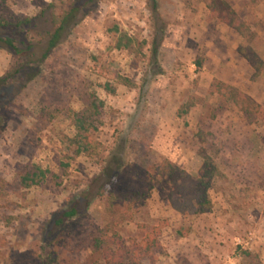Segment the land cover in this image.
<instances>
[{
    "label": "rangeland",
    "instance_id": "rangeland-1",
    "mask_svg": "<svg viewBox=\"0 0 264 264\" xmlns=\"http://www.w3.org/2000/svg\"><path fill=\"white\" fill-rule=\"evenodd\" d=\"M227 1L255 33L250 46L264 61V0ZM148 2L101 0L91 15L81 12L33 81L28 68L0 92V264H86L100 232L132 245L155 226L162 250L146 264H264V120L246 124L211 93L222 82L264 108V74L252 80L237 54L249 44L210 19L207 0H158L160 19ZM52 3L63 8L0 0V37L38 46L39 58L52 30V12L41 14ZM36 18L35 27L16 28ZM162 24L156 66L146 43ZM114 28L137 41L134 51L114 49ZM22 65L0 48V78ZM204 157L219 174L209 191L213 211L183 218L150 176L169 160L196 177ZM117 160L121 173L100 197ZM34 168L44 177L23 188ZM72 204L81 216L57 227Z\"/></svg>",
    "mask_w": 264,
    "mask_h": 264
},
{
    "label": "trees",
    "instance_id": "trees-1",
    "mask_svg": "<svg viewBox=\"0 0 264 264\" xmlns=\"http://www.w3.org/2000/svg\"><path fill=\"white\" fill-rule=\"evenodd\" d=\"M63 3V8L59 12H55V4H49L42 12L41 16L51 11L52 30L44 33L46 44L40 49L41 56L34 59L35 50L38 46L30 42H18L10 37H0V48L9 51L14 56L23 60L20 70L15 75H6L0 78V92L10 85L20 71H27L28 68L32 72L27 75V83L33 81L39 75V68L51 56L52 52L60 47L71 34L74 27L79 24V15H91L101 0H55ZM151 13L153 17L160 19L157 4L158 0H150ZM65 3V4H64ZM92 6V8H91ZM94 6V8H93ZM207 8L210 11V19L215 20L229 29L233 30L249 44L246 47H239L237 54L241 56L253 70L252 80L255 81L264 74V61L261 60L250 44L255 38L248 24L233 9L227 0H207ZM93 9V10H91ZM36 19H26L19 22L16 28L20 26L35 27ZM5 24L0 22V28ZM165 26L163 24L158 28L157 34L152 38L149 53L151 54V63L158 66V53L165 36ZM114 49L118 51H134L137 41L130 37L126 32L114 28ZM161 71V70H160ZM162 72L159 73L161 75ZM124 81V80H123ZM128 87H134L125 84ZM23 86L22 89H24ZM211 93L219 96L221 100V109H225L226 104H233L239 109L243 121L248 125L257 124L260 120H264V108L255 102L249 95L239 89L226 85L222 82H215L211 87ZM1 122V118H0ZM204 162L196 177L188 174L175 163L165 160L154 168V175L151 179L157 181L167 191V201L170 207L181 217H198L210 214L213 211V204L210 199L209 191L213 186L215 178L219 175L218 169L214 162L204 157ZM116 168L109 169L106 174V183L102 186L99 196L107 194L110 184L120 175L122 164L120 160L116 162ZM35 171V172H34ZM28 172L22 179L23 188H30L38 184V178H43L44 173L38 168ZM80 211L77 204H72L69 208L57 215L55 225L62 227L75 219L79 218ZM162 227L155 226L148 232L141 242H133L128 245L119 235L113 234L109 236L105 233H99L97 236L90 238L91 256L86 264H146L147 260L155 261L162 250L159 238L161 236Z\"/></svg>",
    "mask_w": 264,
    "mask_h": 264
}]
</instances>
